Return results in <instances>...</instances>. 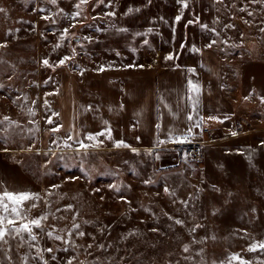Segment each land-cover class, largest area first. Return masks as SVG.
Here are the masks:
<instances>
[{
  "label": "rangeland",
  "instance_id": "obj_1",
  "mask_svg": "<svg viewBox=\"0 0 264 264\" xmlns=\"http://www.w3.org/2000/svg\"><path fill=\"white\" fill-rule=\"evenodd\" d=\"M0 9V196L34 197L16 206L19 217L0 209L16 221L4 223L0 264H264V99L241 93L264 78V0H0ZM144 28L153 38L140 46ZM183 28L195 34L188 43L222 58L216 87L238 115L207 126L199 173L166 169L173 154L157 161L63 130L64 71L143 63L181 41ZM24 223L31 234L13 230Z\"/></svg>",
  "mask_w": 264,
  "mask_h": 264
},
{
  "label": "crops",
  "instance_id": "obj_2",
  "mask_svg": "<svg viewBox=\"0 0 264 264\" xmlns=\"http://www.w3.org/2000/svg\"><path fill=\"white\" fill-rule=\"evenodd\" d=\"M131 13L128 12L125 17L130 18ZM125 17L123 13L121 18ZM146 29L143 32L145 37L138 41L140 46L152 41L153 36L150 34L162 33V29L157 31L158 28L154 27L147 34ZM185 30L183 28L180 33L183 37L186 35ZM186 32L190 37H195L192 29ZM180 45L181 41L177 39L167 49L157 50L154 59L143 58V63L96 65L64 71L57 97L70 99L71 115L63 118L59 114L60 126L63 128V121L64 124L69 121L71 125L66 124L63 130L74 140L86 141L91 136L94 137L90 139L91 143L101 146L106 141L112 150L126 147L145 151L157 161L158 154H173V165L166 169H181L185 175L190 163L181 147L191 142L210 141V135L204 132L207 126L218 122L220 114H225L223 117L231 115L229 117L232 118L237 114L232 110L227 114L229 111L216 87L221 79L219 70L222 58L212 49L191 41L185 46ZM168 56L173 58L166 59ZM252 65L255 68L263 67L257 63ZM100 68L106 70L100 71ZM250 79L254 80L251 88L248 85L241 87L243 98L262 101L264 78L252 76ZM193 85L198 91L193 90ZM78 96L90 102L77 104L75 98ZM82 118L83 125L80 121ZM234 120L237 121L238 117ZM241 122L244 129L251 127L248 121L242 119ZM260 130L263 128L252 127L250 131L253 135Z\"/></svg>",
  "mask_w": 264,
  "mask_h": 264
},
{
  "label": "snow or ice",
  "instance_id": "obj_3",
  "mask_svg": "<svg viewBox=\"0 0 264 264\" xmlns=\"http://www.w3.org/2000/svg\"><path fill=\"white\" fill-rule=\"evenodd\" d=\"M53 2H55V0H53ZM88 0H81V4L83 3H87ZM101 2H103V0H101ZM78 8L80 7V4L76 5ZM187 5H185L186 7ZM0 11H3V9H0ZM78 15V14H77ZM109 15H114V13H109ZM181 19L180 16L176 17V20L179 21ZM208 47H211V44L208 45ZM172 56H168L166 57V59H172ZM44 65H48L49 62L47 60L43 61ZM65 63V60H61L59 62L60 65H63ZM100 71H105L106 69L104 68H100ZM194 91H198V89L196 88L195 85L192 86ZM7 119V118H5ZM189 119H191V117H189ZM49 123H52L51 120L48 121ZM53 131H59L58 128L53 129ZM103 134V133H102ZM233 135H236V133H233ZM89 139H94V137H88ZM178 142H183V141H178ZM119 146V145H118ZM126 146V145H125ZM81 147H85V145H81ZM167 191V189H166ZM34 197L31 194H27V193H21V194H12V193H8L5 192L3 194V196H0V209H2L3 212L7 213V212H11L14 213L17 217L20 216V212L18 211L17 207L18 205L22 204L25 201H28L29 199H33ZM5 200L9 201L13 207L9 208V203H6ZM35 206V205H33ZM5 221H7V225H15L16 221L13 219H9L6 216L0 215V240H3L5 235L8 234V229L6 227H4V223ZM177 223H179V221H177ZM32 225H35L37 227H39L40 225V220H33L31 221ZM14 231H16L17 233L19 232H28L29 234H31V226L29 223H24L22 224L19 228H13ZM50 235V234H49ZM81 235H83V233H81ZM32 239H35V236L32 237ZM260 248H264V244L259 245ZM187 250V249H185ZM250 251H255L256 250V246H252V248L249 249ZM48 251H51V249H48ZM232 259H239L238 256H234L232 257ZM68 264H71V261L68 262ZM241 264H245V262L241 261Z\"/></svg>",
  "mask_w": 264,
  "mask_h": 264
},
{
  "label": "built area",
  "instance_id": "obj_4",
  "mask_svg": "<svg viewBox=\"0 0 264 264\" xmlns=\"http://www.w3.org/2000/svg\"><path fill=\"white\" fill-rule=\"evenodd\" d=\"M198 142H191L184 144L183 155L189 160V163L197 169L198 173L201 171L205 163V152Z\"/></svg>",
  "mask_w": 264,
  "mask_h": 264
},
{
  "label": "trees",
  "instance_id": "obj_5",
  "mask_svg": "<svg viewBox=\"0 0 264 264\" xmlns=\"http://www.w3.org/2000/svg\"><path fill=\"white\" fill-rule=\"evenodd\" d=\"M189 9L191 10V9H193V3H192V5H190L189 6ZM187 15L188 14H180V17H181V22H182V24L184 23L185 24V22H189V20L188 19H190V18H187ZM187 19V20H186ZM179 20V21H180ZM186 26V25H185ZM187 36L190 38V34H188V32H186V35H185V37H182V40H181V45H180V47L183 45V46H185L186 44H187ZM183 148H184V146H182Z\"/></svg>",
  "mask_w": 264,
  "mask_h": 264
}]
</instances>
